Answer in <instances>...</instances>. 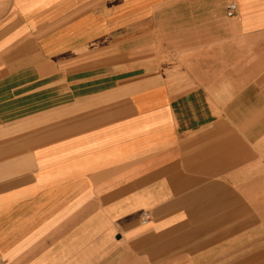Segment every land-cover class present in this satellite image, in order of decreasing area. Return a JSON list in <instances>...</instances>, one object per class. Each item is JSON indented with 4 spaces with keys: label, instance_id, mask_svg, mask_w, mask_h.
Wrapping results in <instances>:
<instances>
[{
    "label": "crops",
    "instance_id": "1",
    "mask_svg": "<svg viewBox=\"0 0 264 264\" xmlns=\"http://www.w3.org/2000/svg\"><path fill=\"white\" fill-rule=\"evenodd\" d=\"M0 264H264V0H0Z\"/></svg>",
    "mask_w": 264,
    "mask_h": 264
},
{
    "label": "built area",
    "instance_id": "2",
    "mask_svg": "<svg viewBox=\"0 0 264 264\" xmlns=\"http://www.w3.org/2000/svg\"><path fill=\"white\" fill-rule=\"evenodd\" d=\"M237 12V7L235 4H232L230 6H228L227 8V16L228 17H234L236 15ZM145 219H148V216L145 215Z\"/></svg>",
    "mask_w": 264,
    "mask_h": 264
}]
</instances>
